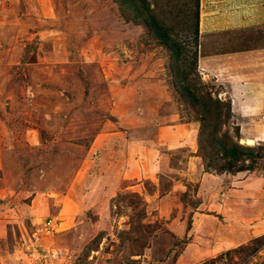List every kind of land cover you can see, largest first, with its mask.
Masks as SVG:
<instances>
[{"label":"rangeland","instance_id":"374dc122","mask_svg":"<svg viewBox=\"0 0 264 264\" xmlns=\"http://www.w3.org/2000/svg\"><path fill=\"white\" fill-rule=\"evenodd\" d=\"M144 3L179 55L120 0H0V264H264V25L199 39L196 0ZM210 97L243 170L201 158Z\"/></svg>","mask_w":264,"mask_h":264},{"label":"crops","instance_id":"0c3cea01","mask_svg":"<svg viewBox=\"0 0 264 264\" xmlns=\"http://www.w3.org/2000/svg\"><path fill=\"white\" fill-rule=\"evenodd\" d=\"M227 1L228 0H220V1L205 0V2L204 0L200 1V10L201 7L204 8V10L202 9L199 15L200 18L199 28H198L199 39L200 38L205 39L208 37L207 35L208 33L204 31L203 24L207 25V27H209V25L212 27L215 26L221 32H224L225 30L227 33L240 31L239 33L243 32V36L246 32L248 33L252 29H257L258 27L264 25V0H233L232 2L231 1L227 2ZM208 2H212V4L214 3V5H212L211 3L210 4L212 6H215L214 8L216 9L217 7H220V10L219 11L214 10V8H212V6L208 4ZM244 27H246L247 29L244 30ZM239 33L238 34L234 33L235 38L238 39L241 38L239 37ZM243 58L244 56H241L236 53L231 54L230 56H221L217 53L216 55L213 54L209 56L205 55L204 57H202V59L199 60L200 63L199 68L201 71H206V74L212 73L215 76L216 74L221 72L220 67L223 65V62L226 61L227 64L226 69L230 72V75H232L233 72L230 71V67L232 68L233 65L234 66L235 64L238 65L247 60V58L246 59ZM220 59H224V60H220ZM223 68L224 67H222V69ZM237 69H238L237 71L241 70V68H237ZM237 71L235 69L236 73H234L232 76L235 77L237 81H239L238 79H241L242 81H245L244 83H247V80L249 78L247 74L245 75V73H239ZM203 74H205V72H203ZM233 86L238 87L239 84L237 83L236 85L234 84ZM238 88L240 89V86ZM239 89L235 88V91L239 92L240 91ZM0 141L2 140L0 139ZM0 155H2L1 149H0ZM1 158H0V169H2L1 164L3 162V158L2 159ZM115 165L118 166V163H115ZM122 181L120 183H122ZM102 190L105 192H109L110 194L108 195H111L113 193L111 186H104ZM34 200L35 198L33 199V203ZM106 200H107L106 204L108 205V198ZM160 264H164V263L160 262Z\"/></svg>","mask_w":264,"mask_h":264},{"label":"trees","instance_id":"16d2710c","mask_svg":"<svg viewBox=\"0 0 264 264\" xmlns=\"http://www.w3.org/2000/svg\"><path fill=\"white\" fill-rule=\"evenodd\" d=\"M145 0H140L137 4L134 0H120V3H129V6L134 11V19L135 21L139 20L141 23L146 24L149 26L155 37H158L162 40H164L165 43L169 45L170 48H173L172 53H175L176 55H179V45H173L171 40V35L169 34L168 30L166 28H163V26L159 23V21L156 20V16L153 15V13L150 11L148 6L144 3ZM195 17H196V26H195V35H198V0H196L195 3ZM196 40L198 39V36H195ZM169 40V41H168ZM196 51V50H195ZM186 75H183L185 78ZM180 77V76H179ZM180 77L181 81H184V78ZM188 89V88H187ZM187 91H191V88H189ZM189 95V94H188ZM221 101H217L216 99L209 98V102H205V105L201 109V120L202 125L200 126V134L198 138V144L201 150L206 149L207 146L211 145H218L219 152L221 153L222 158H219L217 162L223 158H225V169L228 170H243L244 161L250 158H254V152L250 148H244L238 145L236 142H234L230 136H227L226 133L222 135V138H224V142L221 140L222 138H218L215 136V133L217 131L218 123L220 117H222L221 112ZM208 120V123H207ZM218 124V125H217ZM211 132L209 140L206 132ZM204 154H201V158L204 162L206 156L214 157L215 155L210 152H205L203 150ZM256 157V156H255ZM211 161V160H210ZM248 166V165H247ZM251 166V164H250ZM249 169V168H246Z\"/></svg>","mask_w":264,"mask_h":264},{"label":"built area","instance_id":"2783aa9c","mask_svg":"<svg viewBox=\"0 0 264 264\" xmlns=\"http://www.w3.org/2000/svg\"><path fill=\"white\" fill-rule=\"evenodd\" d=\"M40 225L43 226L44 228H46L47 230H52V228H55L53 223H51V219L50 218H45V220H43L42 224L40 222Z\"/></svg>","mask_w":264,"mask_h":264}]
</instances>
